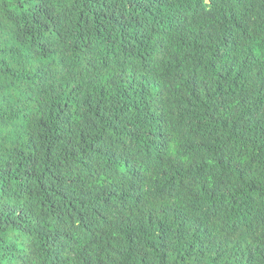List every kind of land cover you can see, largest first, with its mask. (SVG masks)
Returning <instances> with one entry per match:
<instances>
[{"label": "trees", "instance_id": "obj_1", "mask_svg": "<svg viewBox=\"0 0 264 264\" xmlns=\"http://www.w3.org/2000/svg\"><path fill=\"white\" fill-rule=\"evenodd\" d=\"M0 264H264V0H0Z\"/></svg>", "mask_w": 264, "mask_h": 264}]
</instances>
